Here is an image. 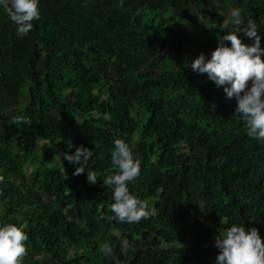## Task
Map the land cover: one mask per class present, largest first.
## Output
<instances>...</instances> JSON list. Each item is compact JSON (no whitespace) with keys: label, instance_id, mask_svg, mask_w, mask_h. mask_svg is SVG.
I'll list each match as a JSON object with an SVG mask.
<instances>
[{"label":"trees","instance_id":"obj_1","mask_svg":"<svg viewBox=\"0 0 264 264\" xmlns=\"http://www.w3.org/2000/svg\"><path fill=\"white\" fill-rule=\"evenodd\" d=\"M234 7L264 47V0H39L23 36L0 8V224L26 225L20 264H217L233 223L264 241V142L190 67L238 31L224 27ZM117 138L140 159L128 187L150 214L138 223L113 218L102 182ZM78 146L94 155L74 175L63 154Z\"/></svg>","mask_w":264,"mask_h":264},{"label":"clouds","instance_id":"obj_2","mask_svg":"<svg viewBox=\"0 0 264 264\" xmlns=\"http://www.w3.org/2000/svg\"><path fill=\"white\" fill-rule=\"evenodd\" d=\"M0 8L8 14L20 36L26 35L33 27L32 22L40 16L39 0H0ZM229 23L235 25L238 31H226L220 35L218 46L211 54L201 52L191 61L190 67L196 73H206L217 87L223 86L227 98H236L235 111L246 123L247 135L264 142V47H261V34L253 21L245 22L238 7L231 9L224 27ZM239 33H243L252 43L242 42ZM11 122L30 123L23 116H14ZM113 143L111 161L115 173L106 175L102 181L112 189L113 218L121 223H138L150 214L147 203L130 193L128 187L129 182L140 175V159L134 155L133 145L119 138ZM93 155L91 149L78 146L74 152H65L63 157L77 165L73 174L78 175L85 171L82 164ZM87 180L95 184L98 176L95 172L87 171ZM3 181L4 176L0 175V183ZM199 206L202 209L205 207ZM223 223L227 224V221ZM25 228L24 224H0V264H20L28 240ZM215 246L219 250L217 264H264V241L256 227L233 223L219 231ZM126 250L125 241L122 242V251ZM99 251L104 256L113 254L109 243L100 245Z\"/></svg>","mask_w":264,"mask_h":264},{"label":"rangeland","instance_id":"obj_3","mask_svg":"<svg viewBox=\"0 0 264 264\" xmlns=\"http://www.w3.org/2000/svg\"><path fill=\"white\" fill-rule=\"evenodd\" d=\"M59 161L62 163L63 162V159L62 158H59ZM28 172H30V169H28Z\"/></svg>","mask_w":264,"mask_h":264}]
</instances>
